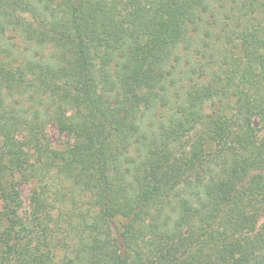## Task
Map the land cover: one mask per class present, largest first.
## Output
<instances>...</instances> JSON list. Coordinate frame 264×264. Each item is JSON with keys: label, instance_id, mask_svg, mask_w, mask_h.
I'll return each mask as SVG.
<instances>
[{"label": "trees", "instance_id": "trees-1", "mask_svg": "<svg viewBox=\"0 0 264 264\" xmlns=\"http://www.w3.org/2000/svg\"><path fill=\"white\" fill-rule=\"evenodd\" d=\"M0 264H264V0H0Z\"/></svg>", "mask_w": 264, "mask_h": 264}, {"label": "rangeland", "instance_id": "rangeland-1", "mask_svg": "<svg viewBox=\"0 0 264 264\" xmlns=\"http://www.w3.org/2000/svg\"><path fill=\"white\" fill-rule=\"evenodd\" d=\"M48 133L50 140L53 142H59L66 138L65 135H61L56 127H51ZM19 189L24 201V211H29V197L32 191L31 186L28 184H20ZM25 215H27V213H25Z\"/></svg>", "mask_w": 264, "mask_h": 264}]
</instances>
